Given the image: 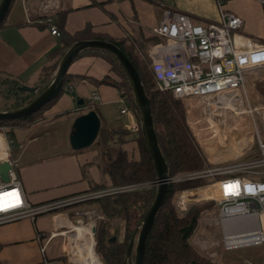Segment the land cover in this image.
Listing matches in <instances>:
<instances>
[{
    "label": "crops",
    "instance_id": "obj_1",
    "mask_svg": "<svg viewBox=\"0 0 264 264\" xmlns=\"http://www.w3.org/2000/svg\"><path fill=\"white\" fill-rule=\"evenodd\" d=\"M41 1L12 0L0 23V80L7 76L28 85L43 82L40 76L48 63L46 54L61 43L60 32L72 33L86 24L95 33L118 39L133 34L137 26L150 32L166 6L187 12L195 22L219 18L216 0H54L55 5L46 11L39 9ZM222 7L242 19L243 34L264 42V0H226ZM51 23L58 35L50 33ZM66 70L67 80L55 100L39 115L9 130L15 141L11 149L17 159L15 171L30 205L89 192L90 183L103 181L107 185V174L96 164L97 151H101L96 146L98 138L79 148L69 141L74 117L92 106L97 108L99 124L103 120L105 125L124 130L119 147L127 156H138L137 135L125 128L138 120L129 107L122 110L123 105L128 106L122 89L93 80L110 74L109 63L100 55L82 53ZM92 92L97 94L96 99H90ZM79 98L81 103L77 102ZM113 143V139L108 141L109 145ZM70 223L67 209L0 223V264H66V243L59 234ZM75 231L82 254L76 264H102L95 252L88 251L85 234Z\"/></svg>",
    "mask_w": 264,
    "mask_h": 264
},
{
    "label": "trees",
    "instance_id": "obj_2",
    "mask_svg": "<svg viewBox=\"0 0 264 264\" xmlns=\"http://www.w3.org/2000/svg\"><path fill=\"white\" fill-rule=\"evenodd\" d=\"M11 2L12 0H10L8 8ZM6 13L0 23L5 18ZM34 17L32 16V18ZM59 28L62 29L61 21L59 22ZM60 35H63L61 43L46 54L48 63L43 66L40 76L43 82L39 83L34 91L30 93L18 89L16 85L20 82L15 77L6 76L1 79L2 81L0 80L7 86L4 92L1 93V98L8 102V105L0 108L1 110L18 107L32 99L42 89V86L50 81L61 55L73 42L80 39H105L113 42L121 49L139 74L140 82L149 100L152 124L159 150L167 166V175L170 176L179 172L207 167L208 162L205 161L188 129L181 101L172 97L169 91L158 90L154 85L147 49L149 43L157 41V37L152 35L149 30L137 26L133 34L113 39L91 31L87 24L72 33L62 31ZM82 53L100 55L109 63L110 74L93 80L96 83H108L115 85L118 89H122L121 91L126 97L128 107L135 113L137 120L140 121L139 111L133 99L129 81L114 54L103 48L83 47L75 57ZM56 56L57 58L52 60ZM66 71L63 75L62 87L54 97L42 103L29 114L15 118H2L0 119V124L5 125L6 122H10L12 125H22L32 117L39 115L62 91L63 84L67 80ZM248 78L251 90L256 95L260 94L259 92L264 94V79ZM185 105L188 112L190 105L187 101ZM91 108L96 113L98 112L95 106ZM236 125H239L241 129H238ZM226 129L235 137L245 133L243 125L237 124V122L228 125ZM7 130L9 132L10 129L7 128ZM123 131L119 127L105 125L103 120H100L96 135L98 138L96 146L101 151H97L96 164L107 174V185L118 186L155 178L153 163L141 136L140 128L136 133L137 136H135L138 156L134 159L129 158L126 151L119 147V143L123 140L121 135ZM112 139L116 143L109 145L108 141ZM220 139L221 136H218V140ZM208 180L204 176H196L167 183L163 200L154 215L153 222L145 238L142 264H219L203 254L190 241L198 226L200 214L204 208L210 206V201L191 202L182 212L176 209L174 201L180 190L196 187L208 182ZM107 185L103 181L90 183L87 191L100 190ZM154 193L155 185L109 191L92 198L60 205L52 211L67 209L68 216L72 218L68 212L71 207L78 204L93 205L103 216V218L97 219L93 230L95 237L93 248L95 253L100 254L101 261L104 264H127L125 261V250L128 239L132 236L134 227L140 222L144 212L150 205ZM112 217H122L124 219L121 240H118L117 236H115L114 241L107 240L110 235L108 227ZM115 233L118 235V228H116ZM133 254L134 250L132 248V258Z\"/></svg>",
    "mask_w": 264,
    "mask_h": 264
},
{
    "label": "built area",
    "instance_id": "obj_3",
    "mask_svg": "<svg viewBox=\"0 0 264 264\" xmlns=\"http://www.w3.org/2000/svg\"><path fill=\"white\" fill-rule=\"evenodd\" d=\"M224 1L216 0L219 18L205 23L193 21L183 10L168 6L162 9L159 21L150 27V33L157 37V41L150 43L147 49L153 82L158 90L169 91L172 97L181 100L230 90L239 92L241 88L245 91L247 73L264 66V42H255L240 31L242 19L223 9ZM54 5V0H42L39 9L46 11ZM47 20L50 21L49 17ZM49 31L59 34L52 23ZM94 98H97V94L92 92L90 99ZM122 99L123 96H120ZM125 108L128 106L123 105L122 110ZM125 128L137 133L140 125L135 121L125 125ZM252 133L254 137H249L247 144L234 151H242L238 156L251 151H256L255 154L224 166L212 165L202 170H188L167 176V183L196 176L210 178L209 183L201 187V192H198L197 186L180 190L176 195L175 207L181 212L190 200L212 197L215 209L211 212L215 215L211 223L219 227L223 249L260 242L264 244V135L254 123ZM14 144L7 127L0 124V162L8 163L7 180L0 179V193L3 194L0 195L3 199L0 203V223L52 211L60 205L92 198L105 190L109 192L156 185L155 178L134 181L30 205L25 200L15 171L17 159L11 154Z\"/></svg>",
    "mask_w": 264,
    "mask_h": 264
},
{
    "label": "rangeland",
    "instance_id": "obj_4",
    "mask_svg": "<svg viewBox=\"0 0 264 264\" xmlns=\"http://www.w3.org/2000/svg\"><path fill=\"white\" fill-rule=\"evenodd\" d=\"M0 76L2 77L1 74ZM248 77H254V79H264V66L258 67L257 69H254L247 73V83L245 84V91L241 88L239 92L238 90H230L224 93H216L203 97H192L189 100L179 99L184 108V117L188 129L193 136L201 154L205 158V161L208 162L207 167L212 165L224 166L229 162L241 160L240 158L255 154L256 151H251L247 155L243 154L241 156H238V153H240L241 151L235 152L234 150L242 147L243 144L239 145L241 143L239 138L236 139L226 129L228 125L234 124L236 122L237 124H242L245 133L248 134V137L253 138L254 134L252 133V129L254 123L260 129L262 135H264V94L259 92L260 94L256 95L251 90L250 86L248 87ZM6 87V84L0 82V108L8 105V102L1 98V93L4 92ZM186 101L190 105L188 112L185 105ZM235 109L243 111L238 117L237 121L232 118L235 115ZM5 125L9 129L16 127L14 124H10V122H6ZM236 126L238 127V129H241L239 125ZM218 136H221L220 140H218ZM229 145L232 147V150L228 147ZM255 146L256 145H254V147ZM227 150H230L228 151V153L232 151V154L225 155L224 157H221L220 159L215 161L211 159L212 157L218 155L220 152ZM207 167H204L202 169H205ZM206 178H208V176H206ZM203 184L206 185L207 182ZM203 184L197 185L198 192L202 191L201 187L204 186ZM103 192L108 191L105 190L102 191V193ZM209 198L211 199H194L187 202L188 205L191 202L210 201V206L202 210L199 217L198 226L192 234L190 241L203 254L217 261L219 264H263L264 244L262 242L234 249H223L221 247L219 227L211 223L213 222L211 218L215 215V213L211 212L212 209H215V201L212 199V197ZM69 210L70 211L68 212L72 216V218L69 217L71 223L68 227L61 228L65 231L60 233L59 236L66 243V264H76L81 258L82 254L80 252V241H77V239H75L73 236L76 234V231L72 230V225L78 226L80 228H89L91 230V225L95 227L97 219L103 218V216L96 210L95 207H93V205L87 206L85 204H78L74 207H71ZM113 227L118 228V235H116L115 232L114 233L115 236H117V239L121 240V233L123 232L124 227V219L122 217H112L110 219L108 227V232H110V235L113 233ZM136 234L137 232H135L133 235L134 239H136ZM91 238L93 240L92 247H94L95 237L92 231ZM95 254L101 261L100 254ZM246 260H249L250 262L246 263Z\"/></svg>",
    "mask_w": 264,
    "mask_h": 264
},
{
    "label": "water",
    "instance_id": "obj_5",
    "mask_svg": "<svg viewBox=\"0 0 264 264\" xmlns=\"http://www.w3.org/2000/svg\"><path fill=\"white\" fill-rule=\"evenodd\" d=\"M9 2L10 0H0V21L7 11ZM83 47L103 48L114 54L119 65L122 67L127 76L133 99L139 111L141 136L147 148L149 157L152 160L155 179L157 181L155 185L154 197L144 212L140 222L134 227L132 236L128 239L125 250V261L127 264H142L145 238L153 222L154 215L166 192L168 175L166 173L167 166L164 157L157 144L148 97L144 92L138 72L121 49L113 42L105 39L91 38L76 40L61 55L50 81L44 84L42 89L28 102L18 107L0 109V119L15 118L29 114L36 110L42 103L54 97L62 87L63 75L68 64ZM16 87L27 92H32L37 88V85L19 83ZM77 102L81 103L82 99H77ZM98 127L99 118L94 109L90 108L85 112L79 113L74 117L71 125V133L69 134L70 145L74 148L88 145L95 138ZM7 168L8 163L6 161L0 162L1 180H7ZM90 228L93 232L94 226L91 225ZM115 230L116 228L113 227V233L107 238L108 241H114ZM135 232H137V234L134 241L133 235ZM132 248L134 250V254L131 259Z\"/></svg>",
    "mask_w": 264,
    "mask_h": 264
},
{
    "label": "bare ground",
    "instance_id": "obj_6",
    "mask_svg": "<svg viewBox=\"0 0 264 264\" xmlns=\"http://www.w3.org/2000/svg\"><path fill=\"white\" fill-rule=\"evenodd\" d=\"M236 110V112H235V115L232 117V118H234V119H236V118H238L240 115H241V113L243 112V111H241V110H237V109H235ZM255 111H257V110H255ZM235 137V136H234ZM236 139H238L239 138V140H240V144L239 145H244V144H247L250 140H249V137H248V134H246V133H244V134H242L241 136H239V137H235ZM229 148H231L232 149V147L229 145L228 146ZM225 148V147H224ZM219 152V151H218ZM236 152V151H235ZM234 152V153H235ZM232 154V151L231 152H229L228 153V151H223V152H220L218 155H216V156H214V157H212L211 159L213 160V161H215V160H218V159H220L221 157H224L225 155H231ZM0 195H3V194H1L0 193ZM1 201H3V199H2V197H0V203H1ZM76 228V229H75ZM79 230L80 232H81V234H85L84 235V238H85V240H86V246H87V249H88V251L90 252V253H93L94 252V250H93V240H92V238H91V230L89 229V228H80V227H77V226H73V230ZM74 236V235H73ZM99 262L101 263V261L99 260Z\"/></svg>",
    "mask_w": 264,
    "mask_h": 264
},
{
    "label": "snow or ice",
    "instance_id": "obj_7",
    "mask_svg": "<svg viewBox=\"0 0 264 264\" xmlns=\"http://www.w3.org/2000/svg\"><path fill=\"white\" fill-rule=\"evenodd\" d=\"M17 202H19L18 200H17ZM11 206V205H10Z\"/></svg>",
    "mask_w": 264,
    "mask_h": 264
},
{
    "label": "flooded vegetation",
    "instance_id": "obj_8",
    "mask_svg": "<svg viewBox=\"0 0 264 264\" xmlns=\"http://www.w3.org/2000/svg\"><path fill=\"white\" fill-rule=\"evenodd\" d=\"M109 237V236H108ZM115 240V239H114Z\"/></svg>",
    "mask_w": 264,
    "mask_h": 264
}]
</instances>
